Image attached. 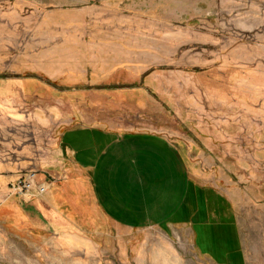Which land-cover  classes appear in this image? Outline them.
<instances>
[{"label": "rangeland", "instance_id": "1", "mask_svg": "<svg viewBox=\"0 0 264 264\" xmlns=\"http://www.w3.org/2000/svg\"><path fill=\"white\" fill-rule=\"evenodd\" d=\"M112 1L0 0V160L31 149L34 138L49 149L34 151L37 166L19 167L8 186L15 203L0 209V264H208L193 251L190 224H111L95 204L89 168L47 164L59 130H40V114L119 138L165 139L182 189L226 199L242 231L264 227V0ZM30 172L47 187L32 201L17 182ZM50 190L82 232L70 240L49 231L38 242L26 234L18 246V229L33 226L15 214H39L48 226Z\"/></svg>", "mask_w": 264, "mask_h": 264}, {"label": "crops", "instance_id": "2", "mask_svg": "<svg viewBox=\"0 0 264 264\" xmlns=\"http://www.w3.org/2000/svg\"><path fill=\"white\" fill-rule=\"evenodd\" d=\"M105 1L107 6H112L110 3L112 0ZM115 5L117 3L113 6ZM58 101L55 100L53 104L59 105ZM47 105L50 104L47 102ZM37 117L42 124L39 126L40 130L46 131L49 125H54L59 130V142L52 148L53 158L51 157L50 163L47 164L65 170L68 166L78 170L89 168L94 177L95 204H98V208L111 224L127 230L136 229L141 225L140 222L145 223L142 226L190 224L194 236L193 251L201 261L204 260L208 264H264V227L247 228L246 231H242L231 218V213L227 212L226 199L218 198L215 201L206 195L205 199L198 200L196 193L193 196L192 192L189 194L191 188L189 183H185L182 189L179 186L182 177L178 156L165 139L144 133L126 134L119 138L111 130L64 125L66 121L72 119L53 121L52 118L48 121L41 114ZM30 145L31 149L28 145L18 152H8V155L14 156L13 161L4 158L0 160L1 210L15 203L8 186L15 180L19 167L37 166L38 160L34 151L41 149L40 139L34 138ZM46 148L44 146L41 150H49ZM25 150L32 151L34 156L26 157ZM113 173L117 176L115 177ZM121 173L124 175L123 178L120 177ZM149 179L156 184L148 190L143 181ZM164 180L169 182L160 185ZM81 182L80 179L79 183ZM54 192L50 190L46 195V202L50 204L45 209L48 226H39V214L32 217L19 211L15 214L18 216L17 220H31L33 226L29 229H18L16 235L19 239L18 246L26 242L24 239L26 234L31 236L33 242H38L40 234L49 231L57 230L65 234L82 232L67 220L63 211L57 209ZM79 193L82 194V188ZM83 194L85 195V192ZM164 199L165 201L161 202ZM84 213L82 212L87 215ZM154 213L155 215H152ZM142 216L144 218L142 221L137 219ZM151 216L154 217L151 219ZM70 234L68 239L72 240L73 236ZM8 235L15 234L10 231L6 232V236Z\"/></svg>", "mask_w": 264, "mask_h": 264}, {"label": "built area", "instance_id": "3", "mask_svg": "<svg viewBox=\"0 0 264 264\" xmlns=\"http://www.w3.org/2000/svg\"><path fill=\"white\" fill-rule=\"evenodd\" d=\"M37 176L35 172H30L22 176L18 182L19 195L29 200L38 199L47 190L46 184L34 182Z\"/></svg>", "mask_w": 264, "mask_h": 264}]
</instances>
